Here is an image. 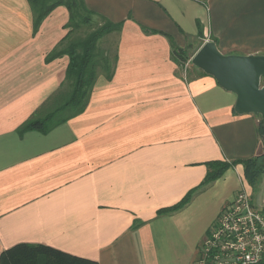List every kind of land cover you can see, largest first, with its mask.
Here are the masks:
<instances>
[{"label": "crops", "instance_id": "obj_1", "mask_svg": "<svg viewBox=\"0 0 264 264\" xmlns=\"http://www.w3.org/2000/svg\"><path fill=\"white\" fill-rule=\"evenodd\" d=\"M84 1L120 25L113 73L41 132L20 126L64 86L68 55L45 57L69 13L54 7L34 32L28 0H0V252L27 243L97 264H196L197 232L240 189L252 193L242 163L198 187L206 163L259 156L263 143L260 117L236 113L211 75L181 71L172 47L194 54L214 39L225 54H264V0Z\"/></svg>", "mask_w": 264, "mask_h": 264}, {"label": "trees", "instance_id": "obj_2", "mask_svg": "<svg viewBox=\"0 0 264 264\" xmlns=\"http://www.w3.org/2000/svg\"><path fill=\"white\" fill-rule=\"evenodd\" d=\"M33 13V31L36 32L42 20L50 11L58 6H66L69 18L66 23L68 31L62 40L48 53L46 60L68 55L69 61L66 67L64 86L67 90H60L50 99L49 105L32 114L20 126V131L38 129L47 132L57 124H60L70 117L80 113L88 103L96 78L104 74L110 78L114 69V57L108 51L98 48L100 41L113 31L119 30L120 25L104 20L98 27L83 38L70 40V34L81 23L91 21L94 13L86 6L84 0H28ZM214 40V39H213ZM105 52V53H104ZM108 53V54H106ZM193 53L186 49L173 46L172 56L179 67L189 63L197 74H206L190 62ZM114 61V62H113ZM186 74L189 71L185 68ZM53 108V109H51ZM45 110L44 113H41ZM258 133L263 143V152L259 156L247 159L234 160L230 163L224 161H210L207 164L208 170L198 187L205 186L218 178L231 164L242 163L244 176L248 184L254 185L258 182L259 176L264 171V119L259 120ZM193 191L187 192L180 201L169 207L158 210V214H164L183 207L191 197ZM0 264H97L95 261L70 255L60 250L43 244L20 243L0 252ZM260 264H264L261 262Z\"/></svg>", "mask_w": 264, "mask_h": 264}, {"label": "built area", "instance_id": "obj_3", "mask_svg": "<svg viewBox=\"0 0 264 264\" xmlns=\"http://www.w3.org/2000/svg\"><path fill=\"white\" fill-rule=\"evenodd\" d=\"M264 262V205L240 189L225 205L216 225L204 237L196 264Z\"/></svg>", "mask_w": 264, "mask_h": 264}, {"label": "water", "instance_id": "obj_4", "mask_svg": "<svg viewBox=\"0 0 264 264\" xmlns=\"http://www.w3.org/2000/svg\"><path fill=\"white\" fill-rule=\"evenodd\" d=\"M190 62L236 95V113L264 119V85L261 84L264 54H225L215 41L207 40L191 56Z\"/></svg>", "mask_w": 264, "mask_h": 264}, {"label": "rangeland", "instance_id": "obj_5", "mask_svg": "<svg viewBox=\"0 0 264 264\" xmlns=\"http://www.w3.org/2000/svg\"><path fill=\"white\" fill-rule=\"evenodd\" d=\"M98 25H100V22L96 18L92 17L90 22L81 23V24H79V26L77 28L74 29V31L70 34V40H74V39H77V38L85 37L88 33H90L91 31L95 30L98 27ZM115 44H116V34L112 33V34L106 35L100 41V43L98 44V48L99 49L100 48L103 49L105 52L106 51L110 52L111 54H108V53H106V54L111 55L110 57L112 58L113 57V53H114L113 49H114V45ZM226 54H240V53H226ZM185 68L188 71L192 70V68H191V66H190V64L188 62L185 63L184 65H182V68L180 67V70L186 72ZM261 84L264 85V77L261 78ZM62 88H63L64 91L67 90L66 86H63ZM55 101H53V102L55 103ZM53 102L49 105V107L54 105ZM51 109H53V108H51ZM45 110H47V108H45ZM45 110H43L41 113H44ZM256 184L251 185L252 186V193H250L251 194V198H252V201L254 203H257V202L258 203H262V202H264V171L259 176L258 182ZM234 197H235V195L233 196V198ZM255 199H256L257 202L255 201ZM224 206H225V203L221 206L220 210L218 211V214L214 217V219L211 220L210 223H208L204 227L203 231L197 232V234H198L197 236H199L201 238L203 235L205 236V235L208 234V232L216 225L217 220H218V216H219V214H220V212H221V210H222V208ZM203 219L204 218H202L200 220H203ZM199 253H200V251H199ZM199 253H198V255H199Z\"/></svg>", "mask_w": 264, "mask_h": 264}]
</instances>
